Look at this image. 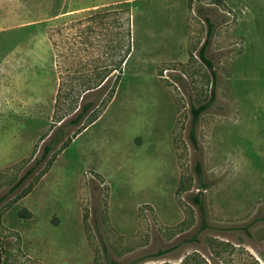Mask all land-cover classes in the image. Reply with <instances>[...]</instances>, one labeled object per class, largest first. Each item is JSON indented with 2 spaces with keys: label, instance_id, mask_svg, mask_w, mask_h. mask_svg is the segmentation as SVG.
I'll use <instances>...</instances> for the list:
<instances>
[{
  "label": "rangeland",
  "instance_id": "rangeland-1",
  "mask_svg": "<svg viewBox=\"0 0 264 264\" xmlns=\"http://www.w3.org/2000/svg\"><path fill=\"white\" fill-rule=\"evenodd\" d=\"M213 238L264 262V0H0V264H213Z\"/></svg>",
  "mask_w": 264,
  "mask_h": 264
},
{
  "label": "trees",
  "instance_id": "trees-1",
  "mask_svg": "<svg viewBox=\"0 0 264 264\" xmlns=\"http://www.w3.org/2000/svg\"><path fill=\"white\" fill-rule=\"evenodd\" d=\"M109 12V11H108ZM107 11H91L90 13L86 14V16H83V19H86L90 22V25L86 27V35L92 33L94 30L93 23L102 22L104 17L108 14ZM204 19L208 23V30L206 32V36L204 41L202 42L199 50L198 55L200 59L207 65L208 69L210 70L211 76H212V86L210 89L209 97L205 102H202L198 104L197 106L191 107L192 117H191V124L189 128V137L193 143V145H196V126L197 121L199 118V115L206 109L210 107L212 102L215 99V79H216V73L213 70V64L209 57L206 56L205 51L206 48L210 42L211 34H212V23L207 15H204ZM128 36H129V30L127 29ZM115 70L120 71V66L114 67ZM102 78V74H100L99 80L96 82H93L92 84L89 83V85L84 89L83 92H89L91 89L94 88H100V80ZM93 103L91 101L87 103H83L80 105V110L77 112L76 116L74 117L73 121L76 123L81 118L84 117V115L88 112L89 108L91 107ZM57 140V139H56ZM55 140V141H56ZM54 141V140H53ZM51 149V144L47 143L44 145V152L41 155V158L45 157L47 152ZM197 175L199 178V184L201 185V188H204L206 185L203 181V178L201 176V170L198 167L197 163ZM23 177H21L22 179ZM20 179V180H21ZM199 189L197 193L192 197V200L198 205L200 212L202 214V218L205 220V207L203 203V199L201 197L202 189ZM204 223V222H203ZM195 237V235H193ZM207 244L209 247V251L211 253V260L214 262L213 264H264V262H260L257 258H255L247 249H245L241 245H234L230 243L227 240H221V239H208ZM169 249H159L155 253H152L151 255H160L166 252ZM107 264H119L117 261L113 259H108ZM178 264H209L202 256L197 253L193 252L187 255L180 263Z\"/></svg>",
  "mask_w": 264,
  "mask_h": 264
}]
</instances>
